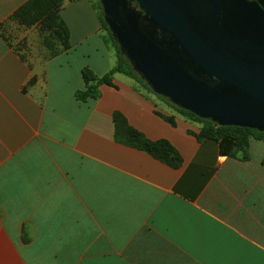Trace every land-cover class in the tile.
<instances>
[{
  "label": "crops",
  "instance_id": "obj_1",
  "mask_svg": "<svg viewBox=\"0 0 264 264\" xmlns=\"http://www.w3.org/2000/svg\"><path fill=\"white\" fill-rule=\"evenodd\" d=\"M26 1L0 0V264H264V137L238 131L225 154L121 72L77 100L83 67L117 61L94 1L63 0L53 56L2 32ZM115 112L178 161L118 137Z\"/></svg>",
  "mask_w": 264,
  "mask_h": 264
},
{
  "label": "water",
  "instance_id": "obj_2",
  "mask_svg": "<svg viewBox=\"0 0 264 264\" xmlns=\"http://www.w3.org/2000/svg\"><path fill=\"white\" fill-rule=\"evenodd\" d=\"M99 1L152 91L201 119L264 132V0Z\"/></svg>",
  "mask_w": 264,
  "mask_h": 264
},
{
  "label": "trees",
  "instance_id": "obj_3",
  "mask_svg": "<svg viewBox=\"0 0 264 264\" xmlns=\"http://www.w3.org/2000/svg\"><path fill=\"white\" fill-rule=\"evenodd\" d=\"M62 2L63 0H27L9 15V19L14 20L19 25L24 27L38 25L41 30H50L52 32V37L54 38L53 40L58 41L62 49H67L69 48L68 30L59 14ZM94 6L98 10V15L102 23L103 30H105L110 37V42L115 50L117 61L115 65L102 76H97L88 67H83L81 70V75L84 81V87L82 89H77L74 92L75 98L80 101H86L89 98L98 97L100 94L98 88L99 85L102 83H111L112 75L115 72H121L132 77L144 88L154 92L131 69L129 63L122 57L119 48L115 44L113 36L103 19L100 1L98 0L97 2H94ZM105 39L109 44V41L106 37ZM53 40L46 42L47 47L50 49L51 56L58 53L57 48H51L54 43ZM158 97L163 99L159 95ZM163 100L183 115L189 117L190 119L201 122L203 126L197 134L198 138L215 139L219 143L220 151L225 154H230L236 144V139H240L241 135L240 133L237 134L238 131H246L247 133L258 137H264V132L253 128L235 125H219L201 119L194 113L179 109L167 102L165 99ZM113 118L116 125V135L118 134L117 136L119 137V133L122 132L127 143L137 146L168 163L175 164L178 161L179 155L168 141L163 139L152 141L148 139L140 131L128 125L124 116L119 112H115Z\"/></svg>",
  "mask_w": 264,
  "mask_h": 264
},
{
  "label": "rangeland",
  "instance_id": "obj_4",
  "mask_svg": "<svg viewBox=\"0 0 264 264\" xmlns=\"http://www.w3.org/2000/svg\"><path fill=\"white\" fill-rule=\"evenodd\" d=\"M97 2L98 0H93ZM2 32L7 38V40L12 41L13 43L24 47L27 49L28 44L34 46V48H39V46L47 47V43L50 40H53L52 32L50 30H41L38 25H31L29 27H24L19 25L18 23H5L2 27ZM104 37L109 41L110 47L114 50L108 33L104 30ZM53 46L51 48H62L58 41L53 40ZM32 48V47H31ZM115 51V50H114ZM161 99V98H160ZM163 101V99H161ZM8 257V262L9 261ZM8 262H4V264H8Z\"/></svg>",
  "mask_w": 264,
  "mask_h": 264
},
{
  "label": "flooded vegetation",
  "instance_id": "obj_5",
  "mask_svg": "<svg viewBox=\"0 0 264 264\" xmlns=\"http://www.w3.org/2000/svg\"><path fill=\"white\" fill-rule=\"evenodd\" d=\"M250 1H255V0H250ZM132 3L134 6H136L138 8V4L135 1H133Z\"/></svg>",
  "mask_w": 264,
  "mask_h": 264
}]
</instances>
